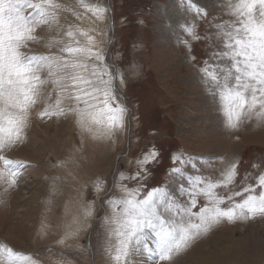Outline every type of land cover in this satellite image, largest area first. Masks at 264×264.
I'll return each mask as SVG.
<instances>
[{
    "label": "rangeland",
    "instance_id": "obj_1",
    "mask_svg": "<svg viewBox=\"0 0 264 264\" xmlns=\"http://www.w3.org/2000/svg\"><path fill=\"white\" fill-rule=\"evenodd\" d=\"M60 2L75 5L76 0ZM100 2L109 8L106 21H98L78 8L80 19L71 12H62L60 23L65 31L68 24L87 30L105 49L111 70L123 75V86L119 79L116 85L128 109L124 130L111 139H93L91 134L81 132L71 115L39 119L34 110L24 142L10 153L30 166L21 171L17 186L7 191L0 186V244L31 253L39 264H108L104 232L97 218L106 210L101 199L104 193L98 195L94 184L103 180L106 191L119 195L112 187L114 181L121 172L133 174L137 159L153 146L160 155L148 166L151 176L145 183L167 186L174 195L181 184H186V180L177 181L169 175L174 154L190 157L202 169L199 174L213 178L223 167L219 158L240 160L238 186L246 174L256 173L254 163L264 170V123L253 118L237 129L225 128L203 84L198 65L212 59L210 53L216 46L204 38L213 35L208 24L186 10L188 0ZM227 2L193 0L206 10L209 21L230 19L226 15ZM184 27L198 32L200 39L187 35ZM38 34L42 39L30 46L29 55L56 51L44 47L56 31L41 30ZM192 55L195 61L190 59ZM213 160L216 162L208 163ZM59 171L66 176L61 173L58 177ZM196 174L188 167L184 176ZM68 176L74 187L66 183ZM247 182L256 181L249 176ZM126 183L131 186L135 182ZM91 202H95L96 212L85 216L84 209ZM249 236L260 237L262 242L258 247H245ZM228 240L234 241L238 253L220 249L217 255L213 247L206 246L209 241L220 245L226 242L227 246ZM206 251L208 255L201 257ZM212 263L264 264V216L222 221L171 261Z\"/></svg>",
    "mask_w": 264,
    "mask_h": 264
},
{
    "label": "snow or ice",
    "instance_id": "obj_2",
    "mask_svg": "<svg viewBox=\"0 0 264 264\" xmlns=\"http://www.w3.org/2000/svg\"><path fill=\"white\" fill-rule=\"evenodd\" d=\"M78 8L98 21L109 19V8L100 0H76L75 5L60 0H0V186L5 191L17 186L21 171L30 166L10 153L24 142L34 110L39 119L71 115L81 132L93 139H111L125 128L128 109L116 85L119 79L123 86V75L111 70L105 49L87 30L68 24L65 31L60 23L62 12L80 19ZM186 10L213 30V35L204 37L216 46L212 59L202 61L198 70L224 127L237 129L253 118L264 123V0H228L230 19L223 21H209L206 10L193 0H188ZM41 30L57 32L44 45L56 51L29 55L30 46L42 39ZM183 31L200 39L191 27ZM159 155L153 146L137 159L133 174L121 172L112 185L119 195L106 191L103 180L94 184L98 195L104 193L106 210L97 218L108 264H171L212 226L264 216V170L259 163L252 165L256 173L246 174L238 186L240 160L219 158L223 167L213 178L199 174L202 169L190 157L174 154L169 175L186 180L174 195L167 186L145 183L151 176L148 166ZM188 167L197 174L185 177ZM249 176L255 184L247 182ZM126 181L135 183L130 186ZM94 203L84 209L85 216L95 214ZM0 264L39 261L31 253L0 244Z\"/></svg>",
    "mask_w": 264,
    "mask_h": 264
},
{
    "label": "bare ground",
    "instance_id": "obj_3",
    "mask_svg": "<svg viewBox=\"0 0 264 264\" xmlns=\"http://www.w3.org/2000/svg\"><path fill=\"white\" fill-rule=\"evenodd\" d=\"M89 134V133H88ZM87 134V135H88ZM88 136H90V135H88ZM87 136V137H88ZM61 173H63V175H64V172H62V171H59L58 172V177H60L61 176ZM67 175H69L68 173H67ZM55 176H57V175H55ZM64 176H66V174L64 175ZM63 177V176H62ZM61 178V177H60ZM59 178V179H60ZM68 179V181L66 182L68 185H71L72 187H74V182L70 179V177L68 176L67 177ZM66 179V178H65ZM62 180V179H61ZM64 180V179H63ZM65 183V182H64ZM76 193V192H75ZM253 233V232H252ZM254 235V234H253ZM258 236V235H257ZM250 237V236H249ZM258 238H260V237H258ZM258 238H256V237H250V238H246V240L244 241V246L245 247H251V248H253L254 246H256V247H258L260 244H259V242H262V241H260ZM261 239V238H260ZM222 241V240H221ZM229 241V240H228ZM227 241V243H228V245L227 246H225V243L224 244H222L221 243V245H220V243H217L216 244V242L214 243V242H211V241H209V243L208 244H206V246H211V247H213V249H214V251H215V253L217 254V255H219V250L221 249L223 252H227V253H235V252H237L238 253V250L239 249H237L236 248V244L234 245L233 243H234V241H229L228 242ZM237 245H238V243H237ZM204 252V251H203ZM201 253L202 255H201V257H205V256H207L208 255V253H209V251H206L205 253ZM226 257V256H225ZM229 258V256H227V258H225L226 259V261H227V259ZM222 263V262H221ZM212 264H214V263H212Z\"/></svg>",
    "mask_w": 264,
    "mask_h": 264
}]
</instances>
